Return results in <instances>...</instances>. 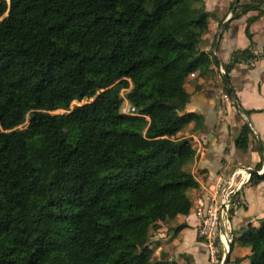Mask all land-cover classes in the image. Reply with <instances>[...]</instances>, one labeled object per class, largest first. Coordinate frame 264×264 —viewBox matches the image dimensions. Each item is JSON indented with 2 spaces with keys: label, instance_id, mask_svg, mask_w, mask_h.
<instances>
[{
  "label": "trees",
  "instance_id": "obj_1",
  "mask_svg": "<svg viewBox=\"0 0 264 264\" xmlns=\"http://www.w3.org/2000/svg\"><path fill=\"white\" fill-rule=\"evenodd\" d=\"M240 1L233 18L257 13L227 74L257 57L250 25L264 0ZM209 16L205 0H0V264H181L155 259L149 240L191 212L199 187L192 138L178 133L202 124L185 111L187 78L216 74L200 48ZM125 99L139 114L122 112ZM240 242L264 264V225Z\"/></svg>",
  "mask_w": 264,
  "mask_h": 264
},
{
  "label": "crops",
  "instance_id": "obj_2",
  "mask_svg": "<svg viewBox=\"0 0 264 264\" xmlns=\"http://www.w3.org/2000/svg\"><path fill=\"white\" fill-rule=\"evenodd\" d=\"M256 1L259 0L240 2L244 4ZM233 2L234 0H205L210 16L207 25L199 30L200 48L212 57L211 49L217 40L215 51L221 61V69L217 68L213 60L212 66L216 68L213 78L201 73L189 75L185 86L190 98L185 111L199 114L202 124L198 130H194L193 122L178 133L179 137L192 138L196 156L191 169L199 187L188 189L193 202L189 214L177 213L151 231L149 242L155 259L167 256L181 264H207V244L198 230L203 218L200 203H206L211 198L217 182H227L229 179L238 182L245 168H256L262 160L259 148L253 147L257 145L253 135L250 137L249 149L243 153L248 161H244L242 152L235 147V138L246 120H249L264 146V15L250 25L254 43L252 51L257 57L250 62L239 63L229 73L236 100H239L237 104L222 89L223 75L227 73L225 67L230 62L232 53L250 47L251 39L246 33L247 19L257 11H249L240 18H233ZM219 33L222 34L220 38L217 36ZM238 105L254 111L247 115L239 110ZM262 171L263 167L259 172ZM237 199L232 214L236 240L231 257L233 264H252L253 260L249 257L251 244L240 242V238L246 230L262 226H257L256 223L264 220V178L257 182L246 181L239 190ZM182 224L185 226L177 230Z\"/></svg>",
  "mask_w": 264,
  "mask_h": 264
},
{
  "label": "built area",
  "instance_id": "obj_3",
  "mask_svg": "<svg viewBox=\"0 0 264 264\" xmlns=\"http://www.w3.org/2000/svg\"><path fill=\"white\" fill-rule=\"evenodd\" d=\"M121 110L127 114H139L127 99ZM249 177L250 174L244 171L238 182H232L230 179L227 182H217L215 193L211 198L206 203L203 201L200 203V207L203 208V218L198 230L207 244L209 261L212 264H223L227 252L230 251L235 238L230 209L238 202L237 192L246 181H249Z\"/></svg>",
  "mask_w": 264,
  "mask_h": 264
},
{
  "label": "water",
  "instance_id": "obj_4",
  "mask_svg": "<svg viewBox=\"0 0 264 264\" xmlns=\"http://www.w3.org/2000/svg\"><path fill=\"white\" fill-rule=\"evenodd\" d=\"M238 3H239V0H236V4L234 6L235 10L237 8ZM216 46H217V40L214 42V45H213V47L211 49V55H212L213 60L216 63L217 68L221 69V61H220V59L217 56L216 51H215L216 50ZM225 75L228 76L227 73ZM226 87H227V90H228L229 98L231 99L232 102H235L237 96H236L235 90L233 88L231 79H228L226 81ZM238 108H239L240 111H242V112L244 111V109L241 106H239V105H238ZM252 135H253L254 139L256 140L257 146L259 148V152H260L262 160H263V171L260 173L259 170L254 168V167H247V168H245V170L250 174V177L254 174L257 177L262 178L264 176V146H263L261 140L259 139V137H258V135H257V133L255 132L254 129H252ZM250 177H249V179H250ZM223 229H224V225L222 223V230ZM230 257H231V253H230V251H228L226 256H225L223 264H229Z\"/></svg>",
  "mask_w": 264,
  "mask_h": 264
},
{
  "label": "rangeland",
  "instance_id": "obj_5",
  "mask_svg": "<svg viewBox=\"0 0 264 264\" xmlns=\"http://www.w3.org/2000/svg\"><path fill=\"white\" fill-rule=\"evenodd\" d=\"M224 86H225V83L224 82H222V89L224 90ZM128 91V89H125V90H123L122 91V94H123V96L126 94V92ZM229 97V96H228ZM94 99L95 98H92L90 101H94ZM84 102H87V100H84L83 102H78V101H74L73 102V104H72V106H74V105H76V104H83ZM65 110H57V111H55V113H57V112H64ZM27 124V123H26ZM25 124V125H26ZM22 126V125H21ZM253 147H255V145H253ZM240 150V149H239ZM242 153V155H243V159H244V161H248V159L244 156V154L243 153H245V152H247V151H245V150H240ZM244 171H246V170H244ZM263 222H264V220H261V222H257L256 224H257V226H261V225H263ZM208 257V256H207ZM208 259L206 258V261H207ZM207 264H212L210 261H208V263ZM229 264H233V259H232V257H230V260H229Z\"/></svg>",
  "mask_w": 264,
  "mask_h": 264
}]
</instances>
